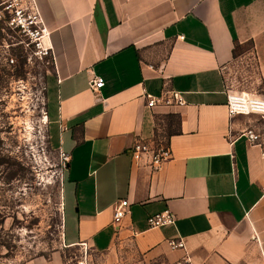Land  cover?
Wrapping results in <instances>:
<instances>
[{
	"label": "crops",
	"instance_id": "0c3cea01",
	"mask_svg": "<svg viewBox=\"0 0 264 264\" xmlns=\"http://www.w3.org/2000/svg\"><path fill=\"white\" fill-rule=\"evenodd\" d=\"M32 1L55 61L44 81L47 136L70 155L65 242L87 241L115 264L184 254L193 264H261L264 159L246 138L228 140L226 87L232 64L247 58L264 91V0ZM93 75L104 79L100 99ZM163 87L184 104L147 107L145 95ZM136 139L160 140L170 158L157 169L147 156L134 161ZM122 199L127 212L115 225ZM164 210L174 222L150 227L148 216ZM177 238L184 249L168 246ZM62 262L54 251L22 264Z\"/></svg>",
	"mask_w": 264,
	"mask_h": 264
},
{
	"label": "rangeland",
	"instance_id": "374dc122",
	"mask_svg": "<svg viewBox=\"0 0 264 264\" xmlns=\"http://www.w3.org/2000/svg\"><path fill=\"white\" fill-rule=\"evenodd\" d=\"M0 260L22 264L34 255L60 251L76 261L79 246L65 247L64 170L59 150L49 143L43 118L44 81L49 65L31 56L26 39L0 21ZM246 47L236 48V56ZM243 54V53H242ZM247 58L233 63L227 82L255 90ZM94 264H115L90 251Z\"/></svg>",
	"mask_w": 264,
	"mask_h": 264
},
{
	"label": "built area",
	"instance_id": "2783aa9c",
	"mask_svg": "<svg viewBox=\"0 0 264 264\" xmlns=\"http://www.w3.org/2000/svg\"><path fill=\"white\" fill-rule=\"evenodd\" d=\"M5 23L8 28L19 32L27 41L26 45L31 51V56L36 58L41 64L49 65L51 69L55 68L54 55L51 47L45 43L49 31L44 26L40 13L32 0H0V21ZM0 59H3L7 66H13L15 60L5 51L0 53ZM104 85L103 77L93 75L89 79V87L98 99L100 96L98 90ZM45 91V85L41 91ZM147 107L160 105H182L184 99L180 92L162 88L157 95L146 94ZM44 98V95H43ZM45 100V99H44ZM45 103V101H44ZM45 105V104H44ZM226 108L228 116L227 138L234 141L239 137L247 139L248 143L259 146L261 157L264 159V91L243 90L232 84L226 87ZM237 116L255 117L248 118L235 129L232 125V119ZM43 118H46V111H43ZM47 123V118L45 119ZM59 150L60 159L66 168L70 159L68 152ZM130 154L134 161H140L144 156L149 158V165L152 169H157L171 156L170 150L160 140L136 139L130 148ZM128 202L122 199L114 206L113 223L118 225L122 217L126 214ZM174 222V215L169 210L154 213L148 216L147 223L150 227H158ZM171 249H184V241L181 238L169 239L167 241ZM79 246V254L75 262L63 258L62 264H94L90 251L92 247L87 241H81L76 244ZM65 244V247L76 246ZM170 264H193L187 254L176 259ZM261 264H264V252L262 253Z\"/></svg>",
	"mask_w": 264,
	"mask_h": 264
},
{
	"label": "trees",
	"instance_id": "16d2710c",
	"mask_svg": "<svg viewBox=\"0 0 264 264\" xmlns=\"http://www.w3.org/2000/svg\"><path fill=\"white\" fill-rule=\"evenodd\" d=\"M0 38H1V26H0Z\"/></svg>",
	"mask_w": 264,
	"mask_h": 264
}]
</instances>
